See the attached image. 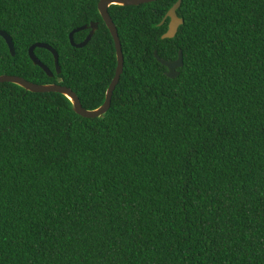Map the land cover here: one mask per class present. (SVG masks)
<instances>
[{"label":"trees","instance_id":"trees-1","mask_svg":"<svg viewBox=\"0 0 264 264\" xmlns=\"http://www.w3.org/2000/svg\"><path fill=\"white\" fill-rule=\"evenodd\" d=\"M99 1L0 0V75L99 108L118 63ZM177 1L110 7L125 65L104 117L0 84V264H264V0H183L163 39ZM156 50H182L178 77Z\"/></svg>","mask_w":264,"mask_h":264},{"label":"water","instance_id":"water-1","mask_svg":"<svg viewBox=\"0 0 264 264\" xmlns=\"http://www.w3.org/2000/svg\"><path fill=\"white\" fill-rule=\"evenodd\" d=\"M154 1H158V0H100L99 1L98 8H99L100 14L104 22L110 29L111 34L114 38L116 50H117V59H118L116 73L107 90L105 102L99 108H96V109L85 108L82 105V102L79 96L77 95V93L73 91L70 87L62 84L63 82L62 78H58L57 83L39 84V83L31 82L27 80L26 78L18 76V75L4 74V75H0V84L9 82V83H15L25 88L26 90L32 91V92L61 93L67 96L71 100L73 104V108L78 115L82 117H87V118L104 117L111 107L114 91L120 81L121 75L123 74L124 65H125V57H124L123 46H122V42L120 39L119 31H118V28L115 22L112 19V16L110 15L109 9L112 5L131 6V5H140L143 3H150ZM182 2L183 0H178L176 4L168 11L165 17V20L169 18L170 22H169L168 30L162 37L163 39L174 38L177 35L179 28L184 24L185 22L184 19L180 17L178 14V9L181 7ZM87 29H90V32L87 38L84 41L77 43L74 38L75 33L81 30H87ZM98 29H99V23L94 22L91 25H85V26H82V27H79L73 30L70 33V39H71L72 45L77 48L85 47L93 39ZM0 36H2L5 39L12 55L15 56L16 48H15V43H14L13 38L6 31L1 30V29H0ZM37 48H44L53 53L55 57L56 72L58 75H60L62 73V68L60 65V56H59L58 51L50 44L44 43V42L35 43L29 49V55L33 63L41 67L42 69H44V71H46V73L50 77H54V72L45 63H43L41 59L36 55ZM155 56L161 64L167 67L168 70L166 74L169 78L173 79L179 76L180 72L178 71V69L183 67L184 65V57H183L182 50H180L179 56L175 60H166L164 58H161L157 50L155 51Z\"/></svg>","mask_w":264,"mask_h":264}]
</instances>
